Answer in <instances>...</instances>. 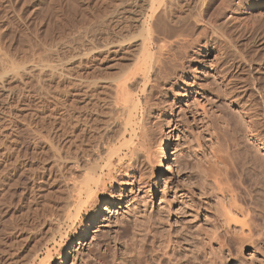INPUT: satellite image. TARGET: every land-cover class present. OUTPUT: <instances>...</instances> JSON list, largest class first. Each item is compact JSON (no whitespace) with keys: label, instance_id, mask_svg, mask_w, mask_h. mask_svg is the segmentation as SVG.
Wrapping results in <instances>:
<instances>
[{"label":"rangeland","instance_id":"374dc122","mask_svg":"<svg viewBox=\"0 0 264 264\" xmlns=\"http://www.w3.org/2000/svg\"><path fill=\"white\" fill-rule=\"evenodd\" d=\"M64 1L0 0V48L14 58L20 57L19 59L33 56L32 54H34V57L37 54L44 56V54L50 53L51 50L52 53L48 54L49 56L46 54L47 58H52L50 59L51 61L56 58V60L64 59L71 54L72 49L83 48V43L86 40L90 39L92 45H100L105 40L112 38L119 31H117L116 26V9L123 2L124 4L128 3L129 0H122L123 2L121 0H73L75 1L73 4L77 5H75L74 10L69 9L71 8L69 3L71 4L73 1L67 0L69 2L68 5H66L67 1ZM262 1L264 0H228L226 3L230 5L225 10V17L220 18L218 16L216 20L215 17L213 18L217 12L216 9H225V1L212 0L208 18L222 24L218 23L220 25L219 31L223 36L220 37L221 34L219 33L218 36L215 35V38L214 36L206 39L199 38L189 46L186 53H178L180 56L178 55L177 60L172 61L174 63L171 62L172 64L170 65L172 66H169L166 77L164 76V79L157 78L156 83H158H155L156 85L152 87L150 85L149 87L146 86L145 89H142V86L137 83H131L128 86L133 100L135 99L136 103L139 101L137 106L141 108L137 110L139 112L134 123L135 125L137 124V127L134 126L137 137L132 142L137 148L135 150H139L136 152H140L138 153L139 156L137 153L135 154L137 161L135 162L133 158L132 161L135 164L133 162L128 163L129 166L123 163L124 161L125 163L128 162L126 159L122 162L123 166V164H116L118 161L114 159L115 162H112L114 166L111 165L109 169L111 170L113 167V172L112 170H108L110 174H108L107 170L104 172L105 176L108 174V176L111 175V178L100 176V180L104 179L103 181L106 184L102 181L103 185L100 187L104 188H99L95 195L96 198H94L97 202L93 200V205L88 208L89 211L82 208L81 217L75 221L72 227H63L62 230L64 231L62 233L66 231V238L65 235L62 237L63 240L60 237H56L54 242L52 241L48 244L47 249L49 251H47L48 253L50 252V264H124V262H129L127 264H145V262L146 264H159L160 260H162L160 264H172L175 259L179 261V264H264V244L261 242L256 248L258 251L256 249L251 250V248H238V250H241L240 252L237 249L235 250L236 252H217L216 250L213 251L214 253L211 252L213 248L210 247L212 248L210 249L209 243L205 242L204 234L207 235V233L203 232L209 231L210 233L209 225L214 223V217L211 216L213 215L211 213L213 212V209H211L213 208V204H211V202L213 203V195L210 193L213 191V187L210 183L211 178L206 179L208 178L207 176H205L206 178L203 182L208 181L211 185L207 184L208 182L203 185L200 184L202 179L199 177L200 173H198L200 167H198V164L201 160L199 148L204 151V156L209 154L206 148H210V136L208 137L207 134L211 129L208 118V115L210 118L212 116L210 112H214L219 106H223L226 109V111L223 108L221 109L224 112H222L224 120L229 119L228 122H233L232 124L234 125L238 124L241 129L249 125L250 120L248 121L244 117V112L230 100L231 94H236L237 98L241 96L242 98H239L240 100L242 99L241 102L245 101L242 102L244 103L243 108L249 107L250 109L251 107V110L253 108V111H257L256 113L260 115V117L258 116L260 123L261 118L262 123L264 121V6L246 10L247 5L255 6ZM183 2L184 0L179 3L180 5L182 4L181 7L179 5L177 6L178 8H175L174 19L179 15L183 16L187 8H191L194 4V0H185ZM115 4L118 5L116 6ZM101 12L106 13L104 15ZM77 13H80V16ZM175 14L178 15L176 16ZM112 15L115 18H112ZM111 18L113 22L116 19L115 23L111 22ZM185 23L184 29L186 28L185 30L190 33L193 39L203 32H200V29L204 30V26L198 27L197 24L195 25L192 22ZM115 28L117 32H115ZM102 38H105V40ZM55 41L56 43L53 44ZM100 63L97 60L88 62L77 73L79 76H76V79L83 81L82 83L84 84H93L90 87H86L87 84L86 86L83 84L84 86H81L83 89H80V86L69 87L70 85L67 82H63V84L61 82L48 81L43 77L41 79L42 82L36 76L35 78L33 77L34 79L30 78V81L27 79V85L23 88V85L19 83L20 86L18 88L20 90L17 89L16 93H14L15 97L13 95L11 99V112L9 111L8 113L5 110L7 114L2 112L4 114L1 115L0 113V125L5 127L4 129L0 127V134H3L2 136L4 137L7 135L5 138L3 137V140H1L2 136L0 135V194H2L0 195V219L2 221H0V264H24L25 262V264H39V259L41 261L45 257L44 254H47V251L45 249L40 250L39 246L42 245L41 243L44 240L48 239L46 237H50V232L46 231L48 226L44 221L48 216L57 215L61 211L58 213L60 215L62 210H64V201L68 198V193H64L67 192V181L65 182L64 180L69 177L68 175L74 176L72 173H76L74 168H72L73 165L71 166L72 162L73 164L77 162L78 165L84 164L87 159L90 160L91 156L94 158L101 151V145L103 146L106 140L107 142L108 140L113 141L115 138L113 137L112 139V136L115 135L114 132L118 128L115 130L117 126L114 124L116 121L113 122V120H115L116 116V120H118L120 116L115 114L114 106L113 108L111 107V104H114L112 102L114 97V90L112 89L114 87L112 88L110 83L112 84V80H115L120 75L123 64H119L120 66L116 65L117 67H108L104 62ZM226 85L232 88V91H229L231 94L228 92L229 88ZM62 86L63 88L61 89ZM65 86H68V88L66 87V89ZM3 97L5 98V96H1V98ZM136 98H138V101ZM1 100L0 103L4 102L6 98ZM144 101H147L145 102L146 104H143ZM226 106L229 107V111H227ZM202 108L203 111L205 110L207 118L202 116V114L204 115ZM236 111L237 114L235 113ZM226 113L230 116H227ZM232 115L235 116L233 117ZM238 116L241 117L238 118ZM231 117L234 118V121H232L233 118ZM143 118L145 119L143 120ZM203 119L209 124V129L206 131L203 128H206L208 124L206 123L205 125ZM224 120L221 121L224 123ZM236 120L239 122H235ZM200 121H203V126ZM215 121L217 125L221 122L220 120ZM111 123L116 127L111 125ZM241 123H243V126ZM200 126L202 129H199ZM141 127L144 133L141 132ZM245 129L243 130L246 134ZM199 130H202V135ZM139 131L142 134L141 136H139L140 134L138 135ZM33 132L38 134L40 138L37 137L38 139H36L37 135L35 136ZM7 133L10 134L9 138L11 139H8ZM198 134L201 135L199 138ZM246 136L251 143L250 145L253 148L255 147V150L259 148V145L255 143L251 136L248 137V134ZM201 137L206 141L201 140ZM6 138L9 141H6ZM32 138L35 139L33 140ZM163 139H166L171 171L166 170L168 173L162 174L158 183L153 184L152 173L156 171L155 159H158ZM198 141H203V146L200 145L201 147H199L200 142ZM206 145L207 147H205ZM98 146L101 148L99 149ZM258 153L264 156V151H258ZM85 155L89 156L86 157ZM72 158L74 161H72ZM205 166L207 169L208 165ZM207 170L209 174L210 170ZM75 175L78 174L76 173ZM52 180L53 183H51ZM201 185L204 189L201 188ZM210 188L212 189L210 190ZM83 211L86 213H83ZM70 212L73 214L75 210L73 211L72 209ZM44 214L48 216L46 217ZM2 219H6L5 222ZM194 226L195 229H193ZM73 227L75 228L74 230ZM68 228L70 229L66 230ZM153 230L155 231L153 232ZM212 230L213 227H211ZM46 232L49 233L47 234ZM169 232L171 239L175 236L179 237L180 239L178 240L184 241L181 243V245L183 244L182 247H185L182 248V253H165L170 255H175L176 253V256L177 254L180 256H178L179 259L176 257L172 259L174 256L169 257V259L167 258L168 255L166 256L161 250L162 248L165 249L162 245L163 241L164 243L167 241L166 243L168 244L170 238L168 237L167 239V236H169L167 234ZM200 236L203 237L204 241ZM165 239L167 240L165 241ZM158 241L161 244L156 243ZM186 241H189V243ZM156 244L162 247L156 246ZM167 244L164 245L166 246ZM170 245L168 247L169 251ZM155 248L157 249L154 253ZM191 248L193 249L191 250ZM36 249L38 252H36ZM208 250H211V253ZM34 251L38 256L35 255ZM32 253L34 254L32 255ZM132 255H135L134 258L137 257V260ZM184 255L186 259H183ZM192 259L194 260L192 261ZM175 263L178 264L177 261Z\"/></svg>","mask_w":264,"mask_h":264},{"label":"bare ground","instance_id":"6f19581e","mask_svg":"<svg viewBox=\"0 0 264 264\" xmlns=\"http://www.w3.org/2000/svg\"><path fill=\"white\" fill-rule=\"evenodd\" d=\"M68 1H73V0H68ZM68 1H67L66 5H68V3H69ZM224 1H225V3H224L225 4V6H224L225 9H222V8L221 9H216L217 12L213 16V18L215 17L216 20L218 19L217 18L218 16H220V18L221 17H225V10L228 7V5H230V4H227L226 3L228 0H224ZM74 2L75 1L71 2V4L69 3V5L71 6V8H69V6H68L69 9H73V10L75 9V7L77 5L75 4L76 5L75 6L73 4ZM121 2H123V1L121 0ZM180 2L182 3V0H129L128 3H126V4H124V2H123L121 5H119V7L117 9L115 8L117 10V12H116L117 15H115L117 17L116 26H117V31L118 30L119 31L117 32L116 31V28H115V32H117V33H115V35L112 38L107 39V40H105V38L104 39L102 38L105 41L102 42L100 45H92L90 39L88 40L90 42H88L86 40L87 41V44H86V41H85V43H83L84 44V47L83 48L79 47V48L72 49L73 51L71 52V54L68 57H66V58L63 57L64 59H58V60H56L57 59L56 58V59H54L56 61H54V60L51 61L50 59H52V58H49V57H48L49 58L48 59L46 56L48 54L52 53L51 52L52 50L50 51V53H48V54L46 53L47 55L43 53L44 56H42L41 54L39 56L37 54V55H35L36 57H34V54H32L33 56H30V57L28 56V57H25L23 59H19L20 57L19 58L18 57L17 58H14V57L10 56L9 54H7L6 51L4 52L3 51L4 49L2 50L0 48V98H1V96H5V98H6V100L4 102L2 101V100L5 99L4 97H3L4 99L3 98H1L2 100L0 99L2 101L0 103V109H1L0 110L1 111L0 113H1V115H3L4 113L7 114V112L9 113V111L12 110V108H11V101L12 100L11 99H12L14 93H16L15 91L17 89H19L18 88L20 86L19 83L22 84L23 85V88H24V86L27 85L26 84L27 79L29 80L30 78L32 79L33 77L35 78V76H36V78L39 77L40 80L39 79L38 80L41 81V79L43 77L45 80H48V81H54V82L56 81V82H61V83L67 82V84L70 85L69 87H72V88L73 87L80 86V89H81L84 85L86 86V84H87L86 87H90V86L93 85V84L90 85L89 83H85L84 84V83H82L83 81H81L79 79H76V76H79V75H77V73L79 72V70H81V68H83V66L85 67L88 62H91L93 60H97V61H99V63L100 62H104L105 64L108 65V67L109 66L110 67H112V66L115 67L116 65L118 66L119 64L120 65L123 64V68H121V71L119 73L120 75L117 73L119 76H117V78L115 80L114 79L112 80V84L110 83V85H112V88L114 87L112 89V90H114L113 91L114 92V95H113L114 97H113V99L111 98L112 99V102L114 104H111L112 105L111 107L113 108V106H114L113 110L116 112L115 114H117V115L119 114V116H120L118 120H116L117 116H116V118H114L115 120H113V122L116 121V123H114V124L117 127L115 125H113L112 123H111V125H113V126L116 127V128L114 127L115 130L118 128L117 129L118 130V133H117V130L114 132L115 135L112 136V139H113V137H115V138L113 139V141L108 140V142H107V140L104 138L106 140L105 141L106 143L104 142L105 144L103 146L101 145L102 149H100L101 147L99 148L100 145L98 146V148L101 151L98 149L100 152L97 153V154L95 152L96 155L94 154L95 155L94 158L91 156V159L90 160H88V159L86 160V158H84L86 160V161L83 160V161H85L84 164L78 165L77 162H75L73 164V162H72V161H74L73 158H72V161L70 160L72 162L71 166L73 165L72 168H74V170L76 171V173L78 175H75L76 173H72V174H74V176L73 175H68L69 176L68 178H65L64 177L65 178L64 181L65 182L67 181L66 182L67 192H64V191L63 192L65 194L68 193V198H66L67 200L65 199V201H64V205H63V207H64L63 209L64 210L61 209L62 210V213L59 215L58 213H60L61 212L60 211V212L57 213V215L56 214H52L51 216H48L47 214L46 215L44 214L46 217L48 216V218L44 221V223H46V225L48 226L47 228L46 227L45 228H46V231H49L50 232V237L49 236L46 237L48 239L46 241L44 240V242L41 243L42 245L39 246L40 247V250L45 249L46 251L47 250L49 251V249H47L48 244L50 242H52V241L54 242L56 240V237L62 238L65 235V238H66V236H67L66 235V231H65V233L64 232L62 233V231H64V230H62L63 227H65V226L72 227V225L75 223V221L78 220L81 217V210L84 209V210L87 211L88 208H90L91 205H93V200H94V198H96L95 195L98 192V189L102 187L101 185H103L102 184V181L104 179H102V181H101L100 180L101 179L100 176L101 177L103 176V177L106 178L108 176V174H110L109 171H111L112 169H114L112 167V169L109 170L111 168V165L114 166V164H112V162L113 163L115 162L114 159H117L118 162H116V164L119 163L120 165L123 164V163L129 165L128 163H132L133 162L132 161L133 158L135 159L134 160L135 162L137 161L136 160L137 159L136 158L137 156H135V154L137 153V155H138V153H140V152H136V151H139V150H135L136 147L133 145L132 142H133V139L137 137V133H136V130L134 128V126L137 127L136 126L137 124L135 125L134 123L136 121V115L139 112V111L137 112V110L138 109H141V108L139 106H137V103L139 105L138 98H136L137 101H138L137 103H136L135 99L133 100V98H132L133 96L130 94L131 91L129 92L130 89L128 90V88H129L128 86L131 83H135V84L137 83L138 85L140 84L142 86V89H145L146 86L149 87V85H150V87H152V86L156 85L158 83V82L156 83V79L157 78H163L164 76L166 77V72H168L167 70L170 68L169 66H172L170 64L174 63L172 61L177 60V58H178L177 56L178 55L180 56V54H178V53H183V52L186 53V50L189 48V46H191L193 43H195L199 38L200 39L201 38H205L206 39V38H210V37H213V36L215 38V35H217V36L219 35V33H220V31H219L220 30L219 29L220 28L219 27L220 25L219 24H221V23H219L217 21H214V19L213 20L212 19L210 20L208 18L209 17L208 16L209 15V10H210L211 5H212V0H194L193 6L191 5L192 6L191 8H189V9L187 8V10H186V12H185V14L183 16H181V15L177 16L178 14L177 15L175 14L177 17L174 19L173 18L174 10H175V8L177 6L180 5L179 4ZM184 2H185V0H184ZM111 4H112V2H111ZM181 5H180V7H181ZM263 6H264V1L258 3L255 6L254 5H247V7H246L247 9L246 10L252 9V8H256V7L261 8ZM106 11H108V10H106ZM184 11H185V8H184ZM182 12H183V10H182ZM101 13H103V12H101ZM104 13H106V12H104ZM77 14H79V16H80V13H77ZM90 14H92V13H90ZM108 14H109V12H108ZM106 16H108V15L106 14ZM115 16L112 15V18L113 17L115 18ZM112 18H111V22H113ZM90 19H88V20H90ZM115 20L116 19H114V22L113 23H115ZM183 22L184 23L185 22L186 23L187 22L188 23L192 22L195 25L197 24L198 27L204 26V30H201L200 29V32L201 31H203V32H201V34H199V36L197 35V37H194V39H193V37L190 36V33H188V31L185 30L186 28L184 29L185 26H184V23ZM112 25H115V24H112ZM175 27H177V28L179 27L178 29L180 31L178 32L177 28H175ZM175 30H177V32H175ZM112 31H113V29H112ZM190 31H192V30H190ZM220 34H221L220 37H222L223 36L222 33H220ZM57 40L59 41L58 38H57ZM55 43H56V41L53 44H55ZM77 46H78V44H77ZM80 46H83V45H80ZM43 47H44V44H43ZM49 47H50V45H49ZM54 47L56 48V46H54ZM47 52H49V51H47ZM52 56H54V55H52ZM102 68H104V67H102ZM119 69H120V67H119ZM114 72H116V71H114ZM114 76H116V75L114 74ZM77 78H80V77H77ZM107 80H108V78H107ZM93 81L95 82V80H93ZM104 82H106V81H104ZM43 83H44V81H43ZM225 84H227V83H225ZM228 85H226V87ZM63 86L61 87V89L63 88ZM66 87L68 88V86H65V88ZM86 87H85V89H87ZM108 87H110V86L108 85ZM224 87H225V85H224ZM29 88H31V87H29ZM228 88H229V86H228ZM136 89H138V88H136ZM142 89H140V90H142ZM72 90H74V89H72ZM230 90L232 91V88L231 87L229 88L228 92ZM237 91H239V90H237ZM144 93H146V92H144ZM223 93H225V92H223ZM229 93L231 94V92H229ZM235 95L231 94L230 95V100H232V103L235 104V105H237L240 108V110H242L244 112V117L248 121L250 120L249 121V125L247 127H245L246 129L243 128V127L242 128L246 130V134H248V137L251 136L253 138V140L255 141V143H257V145H259L258 146L259 148H256V150H255L254 149L255 147L253 148L250 145L251 143L247 139V136H246L244 130L241 129V127L238 124H236V125L232 124L233 123L232 121H234V118L233 117L237 114V111L235 112L236 114L234 116L232 115L233 117H231V118H233V120L231 121L232 123H230V121L228 122L229 119L224 120V117H223V114H222L223 111L221 110L223 108V106L222 107L219 106L220 104L217 105V106H219L218 109L216 108L217 110H214V112H210V113H212V116L210 114L211 118L209 117V115H208V118H209V121H210L209 124H210L211 129H210V131H208L210 134L207 133L208 134V137L210 136L209 137V140H210V142H209L210 143V148H206L209 154L207 153L208 156L207 155L204 156V154H203L204 151L199 148V147H201L200 145H202L203 141L202 142L198 141V142H200V144L198 142H197V144H199V147L198 148H199V150L201 152V160H200V163H199L200 165L198 163L197 164H198V167L200 166L199 167V171L200 172L198 171V173H200L199 174V177L202 179V180H200L201 181L200 184L203 185V184H205V183L208 182V181L203 182L204 179L206 178L205 176H207L208 178H206V179H210L211 178L210 179V183L212 185L209 182L207 184H209V185H211L213 187V189L210 188V190L211 189L213 190L212 191L213 193L208 190L213 195V198L211 197L212 195L210 196L212 198V200H213V203L211 202V204H213V208H211V209H213V212H211V213H213V215H211V216L214 217V220L212 219L214 221V223H212V221L210 222V220H209V222L213 224V225L210 224L211 226L209 225V227H210L209 230H210V233L211 234L209 233V231L206 232L203 229H201V230L204 231L203 233H207V235L209 233L208 236L206 234H204L205 235L204 236V239H205V242L207 241L206 242L207 244L209 243L208 244L209 245V248L210 247L213 248V249L210 248V249H212V251L210 250L212 253H214L213 251H215V250L217 252H234L236 249H237V251L240 252L241 250H238V248L239 249L251 248V250H253V249L258 248L257 246H258V244H260V242L264 244V156H262V155H260V153H258V151H264V128H263L264 125H262L264 123V121L262 123V118H261V123H260V120L258 119V116L260 117V115H258L259 113H256L257 111H253V108H252V110H251V107H250V109H249V107H247V108L244 107L243 108V104L244 103H242V102H245V101H242L241 102L242 99L240 100L239 98H242V97L239 96V98H237ZM227 96H228V94H227ZM14 97H15V95H14ZM145 102H147V101H144L143 104H146ZM219 102H220V100H219ZM23 108H25V107H23ZM226 108H227V111H229L228 110L229 107L226 106ZM5 110H7V112ZM146 110H148V109H146ZM223 110L226 111V109H224V108H223ZM202 111H203V108H202ZM204 111L202 112V113H204V115L202 114V116H205V114H206ZM2 112H4V113L2 114ZM110 113H111V111H110ZM115 114H114V116H115ZM261 114H263V113H261ZM226 115H227V113H226ZM143 116H144V113H143ZM224 116H225V114H224ZM227 116H230V115L228 114ZM140 117H141V115H140ZM205 117L207 118V116H205ZM240 117L241 116H238V118H240ZM144 119L145 118H143V120ZM215 120H218V121L219 120L220 121L221 120H224V123H223V121H221L219 123V125H217L215 123L216 122ZM15 121H16V119H15ZM202 122L200 121V124L201 125H202ZM235 122H237V120ZM206 123H207V121L205 122V120H204V124L205 125H206ZM209 124L206 125L207 126L206 127L207 129L206 128H203V129H205V131L209 129L208 128L209 127ZM241 124L243 126V123H241ZM8 125H10V124H8ZM113 126H112V128H113ZM0 127H2V126L0 125ZM2 128L4 129L5 127H2ZM199 129H202L201 126L199 127ZM143 131L144 130L142 128L141 129V132L144 133ZM201 131H200V134L202 135V132ZM34 132H33V134H34ZM139 134H140V131H139L138 135ZM30 135H32V134H30ZM34 135L35 136L37 135L35 137L36 139L40 138V137H38V134H34ZM141 135L142 134H140L139 136H141ZM201 135L198 134V138ZM6 136L7 135H5V137ZM9 136H10V134H8V139H11V138H9ZM139 136H138V138H139ZM3 137L4 136H2L1 140H3ZM202 137H201V140L203 139ZM204 137H205V135H204ZM35 138H32V139L34 140ZM8 139L6 138V141ZM110 139H111V136H110ZM205 139H206V137H205ZM205 139H203V140H205ZM135 141H136V139H135ZM204 144H205V142H204ZM160 146H161V149H159L160 150L159 151L160 153L159 154L157 153L159 155L158 156V159H155L156 160V171H154L152 173V182H153V184H157L158 183L159 178L161 177V175L164 174L165 172H167L166 170H168L169 172L171 171V167L169 166V156H168L167 147H166L167 146L166 139H163V141H162V143H161ZM205 147H207V145ZM202 148H204V147H202ZM25 149H27V148H25ZM257 149H260V150H257ZM23 151H24V149H23ZM67 156H69V155H67ZM87 156H89V155H87ZM199 156H200V154H199ZM206 156H207V158L205 159ZM22 157H23V155H22ZM54 158H55V156H54ZM126 159L128 161L127 163H125V161H124ZM129 161H131V162H129ZM141 161H142V159H141ZM124 164H123V166H124ZM133 164H135V163L133 162ZM55 165H57V164H55ZM138 165H140V164H138ZM205 165H208V167H209V168L207 167V169L210 170L209 174H208V170L205 168L206 167ZM150 169H152V168H150ZM106 170L107 171L109 170L107 176H105L106 174L104 173ZM112 172H113V170H112ZM206 172H207L208 175L206 174ZM110 176L111 175H109L108 177H110ZM61 177H63V176H61ZM110 178H107V179H110ZM53 180L51 181V183H53ZM25 181H26V179H25ZM103 182H104V184H106L105 181H103ZM107 182H108V180H107ZM202 185H201V188L204 189V187H202ZM19 187H20V185H19ZM103 188H101V189H103ZM208 188H209V186H208ZM199 189H200V187H199ZM16 194H19V193H16ZM0 195H2V194H0ZM16 197H17V195H16ZM94 201H96V200H94ZM72 209H73V211L75 210V213L73 212V214L70 212ZM10 213H11V211H10ZM83 213H86V212L83 211ZM37 217H39V216H37ZM70 217H73V218H70ZM207 217H208V215H207ZM71 219H73V220H71ZM2 220H4V219H2ZM5 220H4V222H5ZM9 220H11V219H9ZM0 221H1V219H0ZM6 222H8V221H6ZM9 223H11V222H9ZM198 224H199V222H198ZM4 225H5V223H4ZM74 227H73V230L75 229ZM184 227H186V226H184ZM198 227H199V225H198ZM211 227H213V230L212 231H211ZM69 229L70 228H68L66 230H69ZM193 229H195V226H194ZM181 230L182 229L180 227V231ZM196 230H197V228H196ZM198 230H199V228H198ZM154 231L155 230H153V232ZM186 231H187V229H186ZM167 233H168V231H167ZM187 234H188V232H187ZM167 235H169V236H167V239H168V237L170 238V232ZM194 235H196V234H194ZM200 235H202V234H200ZM182 236H183V234H182ZM162 237H163V235H162ZM200 237H202V236H200ZM60 238H59V240H61ZM167 239H165V241ZM178 239H180V238L175 236L172 239L171 238L169 239L168 244L166 243L167 241L165 243H164V241L162 242V245H163V247H165V249L162 248L161 250L164 252V254H166V256L168 255L167 258H169V257L171 258V256H174L172 259H175V257L178 258V256H179L178 254L176 256V253H175V255H170V254H172L170 252H173V254H174V252H177V253L178 252H181L182 253V248H184L185 246L182 247L183 244L181 245V243H183L184 241L182 240V242H181ZM201 239H203V237ZM204 239H203V241H204ZM62 240H63V238H62ZM155 240H157V239H155ZM189 241H186V242L189 243ZM203 241L201 242L202 244H203ZM191 242L193 243V241H191ZM100 243H98V244L100 245ZM156 243L161 244V242H159V241L156 242ZM163 243L164 244H167V245L165 246ZM195 243H197V242H195ZM5 244H7V243H5ZM122 244H124V243H122ZM169 244H171L170 245L171 247L169 248L170 251L168 250ZM207 244H206V247H207ZM186 245H188V244H186ZM200 245H198V246H200ZM156 246H159L160 247L161 245H157L156 244ZM156 246H154V247H156ZM199 248H201V247H199ZM37 249H39V248H37ZM156 249L157 248H155L154 253H155ZM192 249L193 248H191V250ZM158 250L161 252L160 249H158ZM48 251H47V254L45 253L46 255L44 254L45 257L43 259H41V261L39 259V264H40V262H41V264H50L49 263L50 262V256H49V253L50 252L48 253ZM202 251H203V248H202ZM256 251H258V250L256 249ZM36 252H38V250ZM36 252H35V255L38 256V254H36ZM165 252H169L170 254L169 253L167 254ZM194 252H193V254H194ZM33 254L34 253H32V255ZM35 255H34V257H35ZM185 255H184L183 259L185 258ZM154 256H155V254H154ZM166 256H165V258H166ZM187 256H188V254H187ZM102 257H103V255H102ZM132 257L134 258L135 255L134 256L132 255ZM136 258H134V259L137 260ZM26 259H28V258H26ZM134 259H133V262H134ZM169 259H168V261H169ZM193 260L194 259H192V261ZM32 261H31V263H32ZM161 261L162 260H160V262L158 261L159 264L161 263ZM171 261H173V260H171ZM176 261L179 264V261L177 259H175L172 264H176L175 263ZM61 262H62V258H61ZM119 263H122V262H119ZM127 263H129V262H127ZM127 263L124 262V264H127ZM155 263H156V261H155ZM194 263H196V262H194ZM145 264H146V262H145ZM168 264H170V263H168Z\"/></svg>","mask_w":264,"mask_h":264}]
</instances>
